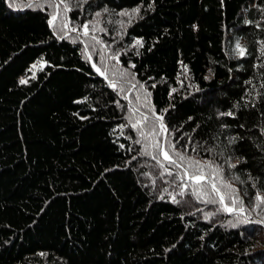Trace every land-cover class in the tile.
I'll return each mask as SVG.
<instances>
[{
  "label": "trees",
  "instance_id": "trees-1",
  "mask_svg": "<svg viewBox=\"0 0 264 264\" xmlns=\"http://www.w3.org/2000/svg\"><path fill=\"white\" fill-rule=\"evenodd\" d=\"M262 45L264 0H0V264H264ZM169 142L245 215L182 186Z\"/></svg>",
  "mask_w": 264,
  "mask_h": 264
},
{
  "label": "snow or ice",
  "instance_id": "snow-or-ice-1",
  "mask_svg": "<svg viewBox=\"0 0 264 264\" xmlns=\"http://www.w3.org/2000/svg\"><path fill=\"white\" fill-rule=\"evenodd\" d=\"M87 2V0H85ZM60 3L63 4L64 0H60ZM57 9L60 7L59 4L54 5ZM64 11H69L68 7L65 5ZM99 15V13H97ZM121 15H126V13H121ZM57 19V14H53L51 20L49 21L50 25H53L54 22ZM64 28H68V24H63ZM83 35L88 36L89 35V25L84 24L83 25ZM75 30V29H73ZM96 29L93 28V31ZM93 40H96V37L92 36ZM97 43H100L99 40H97ZM137 44L140 43V41L136 42ZM238 54L243 57L245 55V49L242 48L239 44L236 46ZM262 55H264V45H262ZM95 68L96 66L93 65ZM97 72H100L101 70L99 68H96ZM21 83H24V81H21ZM110 87L113 89L116 88L115 82H111L109 84ZM151 111V109H149ZM134 114V110H133ZM155 115V113H153ZM143 116V114H141ZM227 115H232V113H227ZM156 119L160 121V131L161 132H167L168 129L163 124V117L156 116ZM143 120L146 122L148 120L147 116H143ZM132 127L134 129H138L141 127V120L137 119L134 123H132ZM159 133H157L158 135ZM140 135L147 139L144 132L141 131ZM233 140H230L231 142H234ZM139 143V141H137ZM149 147H153L158 149L159 156L162 157L163 161L166 162L167 165L172 166L176 169L181 170L182 172V180L185 182L182 186L186 187V182H191V184L194 186V195L198 199H203L204 195H207L208 193L203 192L202 190L205 187H210L211 194L218 197V200H205V203H219L222 206V210L225 212H228L230 214L235 213L237 215H245L246 209L244 207V201L240 198V196L237 194L236 189H234L230 183L225 181L222 177V169L218 168L214 165L211 161H200L196 160L190 156H186L182 152L174 151L175 145H173L171 142H169L168 148L165 149L163 143L159 144H150ZM195 150V149H193ZM154 159H156V163L160 166L161 169H163L162 175H168L172 176L173 172L169 170L168 167H166V164L164 162H161L160 158H157L156 156H153ZM230 167L235 168L236 165L229 164ZM207 169V171H206ZM219 185V186H218ZM221 188L228 189L227 193H222ZM183 194V193H181ZM230 200L231 204L230 206L225 203V201ZM262 205H264V195L257 194L255 196V206L251 209V211H256L257 208H260ZM239 206V207H237ZM264 211V209H262ZM250 215V213H249ZM261 223H264V219L259 221Z\"/></svg>",
  "mask_w": 264,
  "mask_h": 264
},
{
  "label": "rangeland",
  "instance_id": "rangeland-1",
  "mask_svg": "<svg viewBox=\"0 0 264 264\" xmlns=\"http://www.w3.org/2000/svg\"><path fill=\"white\" fill-rule=\"evenodd\" d=\"M95 19H96V18H95ZM104 23H105V22H104ZM37 69H38V68H37V65L32 66V69L30 70V72L32 73V75L29 76L28 78H32L33 75L35 74V72H36ZM96 72H97V71H96ZM97 73H99V72H97ZM28 78H21V79H20V83H21V81H24V83H21V84H25V83H27Z\"/></svg>",
  "mask_w": 264,
  "mask_h": 264
},
{
  "label": "water",
  "instance_id": "water-1",
  "mask_svg": "<svg viewBox=\"0 0 264 264\" xmlns=\"http://www.w3.org/2000/svg\"><path fill=\"white\" fill-rule=\"evenodd\" d=\"M99 75H101L100 73H98Z\"/></svg>",
  "mask_w": 264,
  "mask_h": 264
}]
</instances>
